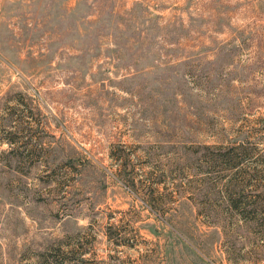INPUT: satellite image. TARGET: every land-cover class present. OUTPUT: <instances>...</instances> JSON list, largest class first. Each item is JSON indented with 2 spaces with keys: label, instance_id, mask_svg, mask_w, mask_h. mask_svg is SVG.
Returning a JSON list of instances; mask_svg holds the SVG:
<instances>
[{
  "label": "rangeland",
  "instance_id": "rangeland-1",
  "mask_svg": "<svg viewBox=\"0 0 264 264\" xmlns=\"http://www.w3.org/2000/svg\"><path fill=\"white\" fill-rule=\"evenodd\" d=\"M0 264H264V0H0Z\"/></svg>",
  "mask_w": 264,
  "mask_h": 264
}]
</instances>
